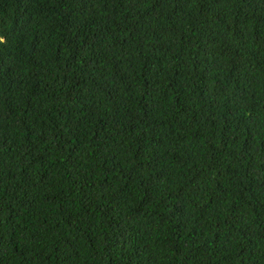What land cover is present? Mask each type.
I'll list each match as a JSON object with an SVG mask.
<instances>
[{"label":"trees","instance_id":"1","mask_svg":"<svg viewBox=\"0 0 264 264\" xmlns=\"http://www.w3.org/2000/svg\"><path fill=\"white\" fill-rule=\"evenodd\" d=\"M0 264H264V0H0Z\"/></svg>","mask_w":264,"mask_h":264}]
</instances>
